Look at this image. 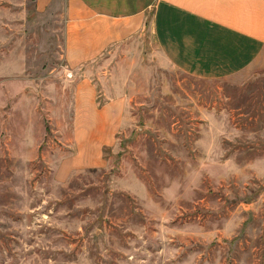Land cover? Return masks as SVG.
<instances>
[{"label":"rangeland","instance_id":"374dc122","mask_svg":"<svg viewBox=\"0 0 264 264\" xmlns=\"http://www.w3.org/2000/svg\"><path fill=\"white\" fill-rule=\"evenodd\" d=\"M34 1L0 0V264H264V71L197 79L144 43L76 102Z\"/></svg>","mask_w":264,"mask_h":264},{"label":"crops","instance_id":"0c3cea01","mask_svg":"<svg viewBox=\"0 0 264 264\" xmlns=\"http://www.w3.org/2000/svg\"><path fill=\"white\" fill-rule=\"evenodd\" d=\"M34 4L39 13L63 12L65 63L75 79L76 102L98 100L94 63L103 61L106 67L124 49L144 43L158 49L165 66L197 79L241 84L264 71V0H35ZM101 84L106 93L113 92L106 81ZM108 99L117 104L101 108L96 116H121L125 99ZM99 132L106 130L100 126Z\"/></svg>","mask_w":264,"mask_h":264}]
</instances>
